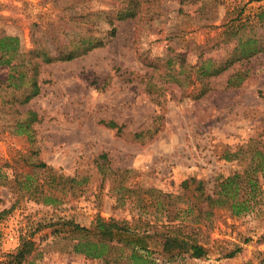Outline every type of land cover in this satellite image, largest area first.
I'll return each instance as SVG.
<instances>
[{
  "label": "rangeland",
  "instance_id": "1",
  "mask_svg": "<svg viewBox=\"0 0 264 264\" xmlns=\"http://www.w3.org/2000/svg\"><path fill=\"white\" fill-rule=\"evenodd\" d=\"M89 3L96 10L123 4ZM51 5V0H0V34H16L23 48L30 47L31 33H41L56 18ZM261 8L264 0H143L135 16L115 20L116 34L104 45L41 64L39 93L20 107L40 117L32 124L34 139L8 127L11 113L0 110V264H9L23 237L34 240L35 249L20 264H104L72 251L68 229L55 223L71 219L89 226L96 214L181 221L206 248L199 257L170 258L155 236L148 247L157 264H264V202L232 216L225 206L211 211L203 195L181 185L195 176L210 192L216 178L237 168L225 156L264 131V53L216 76L199 77L194 66L201 57L223 60L233 40L205 51L200 45L223 30L221 24L247 21ZM98 27L102 33L108 29L102 22ZM254 30L260 33L264 26ZM176 52L185 53L183 70L194 83L168 85L156 72L151 76ZM180 60L172 59L176 68ZM238 70L246 73L243 80L227 86L226 78ZM6 72L0 66V78ZM203 83L209 89L200 93ZM8 94L0 90V97ZM110 119L116 127L105 125ZM101 152L112 168H127L126 175L103 178L95 161ZM39 160L51 169L30 163ZM52 173L76 176L77 182L53 188L57 201L44 203L32 189L49 190Z\"/></svg>",
  "mask_w": 264,
  "mask_h": 264
},
{
  "label": "trees",
  "instance_id": "2",
  "mask_svg": "<svg viewBox=\"0 0 264 264\" xmlns=\"http://www.w3.org/2000/svg\"><path fill=\"white\" fill-rule=\"evenodd\" d=\"M89 1L51 0L52 5L48 10H58V14L55 19L47 22L49 26L40 29L41 33H31L32 45L28 48L21 46L18 35L0 34V66L7 67L5 77L0 78V90H9L7 96L0 97V110L4 114L11 113V118L7 120L8 127L16 133L26 134L29 140L34 139L32 124L40 117L33 109L21 110L20 107L39 93L36 73L40 65L56 60H70L104 45L107 36L116 34L115 20L135 16L137 7L143 0H120L123 4L119 8L112 6L109 10H96ZM178 1L183 3L187 0ZM249 19L244 22L238 20L221 24L224 29L207 37L200 45V49L205 51L221 42L226 44L233 40V45L223 60L218 62L213 61L210 56L201 57L194 65L199 77L219 75L235 62L250 58L258 52L264 53V30L260 33L254 30L256 24L264 26V8L259 9ZM101 22L108 26L104 33L100 32L98 27ZM184 56L185 53L182 52L168 56L166 66H155L151 76L156 72L167 80L168 85L180 82L188 85L194 83L189 72L184 73ZM178 57H181L180 66L176 68L172 59ZM181 73H184L183 81L179 78ZM245 75V72L238 70L229 75L225 83L227 86H236ZM148 83L150 90V82ZM202 85L199 88L200 93L209 89L204 83ZM159 87L157 84V89ZM105 125L117 126L111 119L105 121ZM225 157L235 159L237 168L226 176L216 178L210 192L206 191L205 181L195 176L183 179L181 185L203 195L210 210L213 206H225L232 216L252 211L260 202H264V131L250 137ZM95 161L101 168V173H104L103 178L124 176L128 171L127 168H112L106 152L99 153ZM30 163L35 167L51 169L40 160ZM29 182L30 178L27 177V185H30ZM50 182V189L46 192L36 186L32 189L40 195L44 203L56 202L57 197L51 190L67 183L72 187L77 182V177L52 173ZM1 214L2 211L0 217ZM55 223H59L63 230L65 227L68 229L72 251L93 259H101L104 264H157L152 257L153 250L148 247L149 240L155 236L162 238L161 249L170 258L178 257L182 253L193 257L206 253V248L185 230V223L181 221L157 223L135 216L130 220L106 219L96 214L89 226H81L71 219H61ZM34 245V240L23 237L18 248L9 254V264L27 261L35 249Z\"/></svg>",
  "mask_w": 264,
  "mask_h": 264
}]
</instances>
